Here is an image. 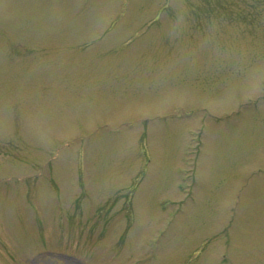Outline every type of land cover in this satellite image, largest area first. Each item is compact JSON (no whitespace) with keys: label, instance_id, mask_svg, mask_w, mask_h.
<instances>
[{"label":"rangeland","instance_id":"1","mask_svg":"<svg viewBox=\"0 0 264 264\" xmlns=\"http://www.w3.org/2000/svg\"><path fill=\"white\" fill-rule=\"evenodd\" d=\"M0 264H264V0H0Z\"/></svg>","mask_w":264,"mask_h":264}]
</instances>
